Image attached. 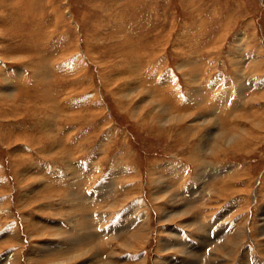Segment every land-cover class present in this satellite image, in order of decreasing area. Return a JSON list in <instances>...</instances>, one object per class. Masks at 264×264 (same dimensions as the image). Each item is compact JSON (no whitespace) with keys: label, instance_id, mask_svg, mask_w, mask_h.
<instances>
[{"label":"rangeland","instance_id":"374dc122","mask_svg":"<svg viewBox=\"0 0 264 264\" xmlns=\"http://www.w3.org/2000/svg\"><path fill=\"white\" fill-rule=\"evenodd\" d=\"M256 56L264 0H0V264H264V129L197 149L264 111Z\"/></svg>","mask_w":264,"mask_h":264},{"label":"bare ground","instance_id":"6f19581e","mask_svg":"<svg viewBox=\"0 0 264 264\" xmlns=\"http://www.w3.org/2000/svg\"><path fill=\"white\" fill-rule=\"evenodd\" d=\"M30 1V0H29ZM16 5H17V3H15ZM18 8V7H17ZM12 11V10H11ZM242 51V50H241ZM243 52V51H242ZM244 53V52H243ZM242 55V54H241ZM243 56H245V55H243ZM242 56V57H243ZM257 56H259V55H257ZM257 56L255 57V58H253L254 59V62L252 63V68H253V70L254 71H256L257 69H261L262 68V66H263V62L261 61L262 59L260 58V59H258L257 58ZM241 57V56H240ZM237 60V59H236ZM263 60H264V58H263ZM251 67V66H250ZM258 84H260V86H262V88H264V80L262 81L261 80V83H259L258 82ZM241 89V88H240ZM242 90V89H241ZM263 92V91H262ZM197 93V92H196ZM264 95V93L262 94V96ZM195 97V96H194ZM264 98V97H263ZM263 98H260V99H263ZM195 99V98H194ZM194 99H193V101H194ZM196 100V99H195ZM258 102V101H257ZM261 103V102H260ZM159 107V106H158ZM168 109V108H167ZM160 110V109H159ZM169 110V109H168ZM144 112V111H143ZM160 112L161 113H164L165 115H169L170 117L167 119H162L161 120V122H163L164 123V125L166 124H175V122H173L174 120H176L177 121V117H179L178 118V121L179 122H183V121H185L188 117L186 116H184L183 115V113L182 114H180V115H178V116H173L174 114L173 113H170L169 111H165V110H163V107H162V109L160 110ZM173 114V115H172ZM135 116V115H134ZM184 117H185V119H184ZM242 117V116H241ZM174 118V119H173ZM244 119H246V120H248V122H249V126L251 127V128H247L246 126H243L241 123H238V121L236 122V124H235V128H233L234 130H235V133H232V134H235V135H233V136H230L228 133H225V134H219L218 136L216 135H211L210 137H208V139H206L205 141H203V140H201V142H200V144L198 145V148H197V146H196V148L198 149V151H200V152H202V153H204V156H206L207 154H206V148H207V146L209 145H211V144H213L212 146H210V148H212L213 147V149H215V150H213V149H209V150H212L213 152L214 151H217V152H221V150H225L226 148L228 149V148H233V150L234 151H240V150H244L246 147H248V146H250L252 143H254V141L255 140H257L256 139V137L254 136V131L252 130V129H255L257 132H259V131H261V130H263L264 129V111H254L253 112V114H251V116L249 117V115L248 116H246V117H243ZM242 118V119H243ZM206 119H207V117H206ZM197 120V119H196ZM201 120V119H200ZM153 121V120H152ZM195 121V120H194ZM241 121V120H240ZM196 122H198V121H196ZM208 122H211V121H208ZM203 123V122H202ZM206 123V122H205ZM194 124V123H193ZM160 125H162V124H160ZM234 126V125H233ZM165 127V126H164ZM195 128H197V127H195ZM162 129V128H161ZM190 130V129H189ZM193 130H194V128H193ZM193 130H191V131H193ZM197 130V129H196ZM196 130H195V132H196ZM222 132V131H221ZM224 132H225V130H224ZM223 133V132H222ZM215 134V133H214ZM231 134V135H232ZM262 138V137H261ZM217 139V140H216ZM213 140H216V142H215V144H214V142H213ZM203 141V142H202ZM260 143V142H259ZM258 143V144H259ZM195 150V149H194ZM199 152V153H200ZM213 152H211V153H213ZM226 152V151H225ZM197 153V152H196ZM206 154V155H205ZM201 155V154H200ZM223 155V154H222ZM218 156V155H217ZM199 157V156H198ZM203 164V163H202ZM206 166H208L207 165V163H204V165H203V167H202V169L203 168H205ZM174 167V166H173ZM201 169V170H202ZM228 170H229V168H228ZM230 171V170H229ZM200 175H202V174H200ZM198 178V177H197ZM238 178V177H237ZM160 180V179H159ZM231 181H233V180H231ZM159 182H161V181H159ZM163 182V181H162ZM180 183V182H179ZM161 185H162V183H160ZM158 186V185H157ZM165 186V185H164ZM162 187V186H161ZM204 186H202V188H203ZM227 187V186H226ZM200 188V187H199ZM236 188V187H235ZM234 188V190H236ZM162 188H159V190H160V192L162 193V192H164L163 190L164 189H162ZM220 189V188H219ZM226 189H228V188H226ZM230 189V188H229ZM228 189V190H229ZM167 190V189H166ZM165 190V191H166ZM239 190H241V189H239ZM174 191V190H173ZM232 191H233V189H232ZM159 192V191H158ZM175 195V194H174ZM175 196H177V195H175ZM253 196V195H252ZM157 197V196H156ZM192 197V196H191ZM205 197H207V195L205 196ZM211 197V196H210ZM213 197V196H212ZM261 197V196H260ZM174 198V197H173ZM204 198V197H203ZM202 198V199H203ZM190 199V198H189ZM202 199H200V200H202ZM159 200V199H158ZM161 200V199H160ZM164 200H167V199H164ZM173 200V199H172ZM174 200H176L175 198H174ZM205 200V199H204ZM203 200V201H204ZM239 200V199H238ZM121 201V200H120ZM126 201V200H125ZM157 201V200H156ZM207 201V200H206ZM165 202V201H164ZM174 202V201H173ZM125 203V202H124ZM175 203V202H174ZM180 204H182V203H180ZM184 205V204H183ZM239 204H237L236 206H238ZM161 208V207H160ZM159 208V209H160ZM239 208V207H238ZM179 209H180V207H179ZM183 210V209H182ZM184 210H186V209H184ZM160 211V210H159ZM187 211V210H186ZM189 211H191V210H189ZM234 212H235V210H234ZM162 213H164V217H167V218H170L171 216L169 215V213L167 212V211H165V209L162 211ZM194 213V212H193ZM207 213V212H206ZM179 214V213H178ZM181 214V213H180ZM184 215V214H183ZM261 215V214H260ZM192 215H190V217H191ZM194 216V215H193ZM196 216V215H195ZM263 216V215H262ZM163 216H162V218H164ZM174 217V216H173ZM128 218V217H127ZM193 218V217H192ZM198 218V217H197ZM180 219V218H179ZM196 219V218H195ZM264 219V218H263ZM187 220H188V218H187ZM198 220V219H197ZM262 220V219H261ZM126 221V220H125ZM129 221V220H128ZM183 221V220H182ZM260 221V220H259ZM168 222H170V221H168ZM189 222V221H188ZM192 222V221H191ZM199 222V221H198ZM262 222V221H261ZM200 223V222H199ZM245 223H246V220H245ZM244 223V224H245ZM200 225V224H199ZM57 226V225H56ZM147 226V225H146ZM161 226H162V224H161ZM182 226V225H181ZM191 226V225H190ZM193 226V225H192ZM211 226V225H210ZM55 227V226H54ZM122 227V226H121ZM245 227V226H244ZM162 228V227H161ZM185 228V227H184ZM246 228H247V226H246ZM60 229V228H59ZM167 229V228H166ZM258 229V228H257ZM264 228L262 227V230H263ZM168 230V229H167ZM174 230V229H173ZM248 230V229H247ZM149 231V230H148ZM165 231V230H164ZM251 231V230H250ZM59 232V231H58ZM125 232V231H124ZM161 232H163V231H161ZM190 232V231H189ZM260 233H261V231H260ZM59 234V233H58ZM57 234V235H58ZM134 234V233H133ZM149 234V233H148ZM165 234V233H164ZM175 234V233H174ZM245 234V233H244ZM62 235V234H61ZM146 235H147V227L146 228H144V229H142V231H140L139 232V235H136V236H138L137 238H133L134 240H136L137 242H139V243H142L144 240H145V237H146ZM246 235H248V234H246ZM56 236V235H55ZM65 236V235H64ZM175 236V235H174ZM179 236V235H178ZM213 236V235H212ZM67 237V236H66ZM66 237H63V238H66ZM244 237V236H243ZM175 238V237H174ZM197 238V237H196ZM234 238V237H233ZM232 238V239H233ZM149 239V238H148ZM160 239L161 238H159V241H160ZM186 239V238H185ZM200 240V239H199ZM235 240V239H234ZM243 239H241V241L239 240V242H240V244H242L243 243V241H242ZM68 241V240H67ZM131 241V240H130ZM172 242H173V240H171ZM175 241V240H174ZM228 241V240H227ZM233 241V240H232ZM236 241V240H235ZM178 242V241H177ZM208 242V241H207ZM214 242V241H213ZM65 243V242H64ZM64 243H62L61 245V247H63L64 245H69V248L71 249L69 252H66L65 253V255L64 256H66L67 254L68 255H70V253H71V255H72V253L74 254V255H76L75 254V250H72L73 248L75 249V247H74V245L73 244H71V243H66V244H64ZM168 243H169V241H168ZM185 243V242H184ZM210 242H208V244H209ZM166 244V243H165ZM164 244V245H165ZM181 244H182V242H181ZM138 245V244H137ZM201 245V244H200ZM231 245V244H230ZM185 246H186V244H185ZM244 246V245H243ZM136 247V246H135ZM181 247V246H180ZM184 247V246H183ZM208 247V246H207ZM126 248L128 249H133V246L132 245H130V246H126ZM176 248H177V246H176ZM199 248V247H198ZM230 248L231 247H229V250H230ZM236 248V247H235ZM238 248V247H237ZM244 248V247H243ZM234 249V248H233ZM242 249V248H241ZM135 250V249H134ZM161 250V249H160ZM181 250V249H180ZM204 250V249H203ZM258 250V249H257ZM78 252V251H77ZM219 252V251H218ZM220 252H222V251H220ZM233 252V250L230 252V253H232ZM79 253V252H78ZM81 253V252H80ZM195 253H197V251L195 252ZM246 253H248V252H246ZM89 254V253H88ZM234 254V253H233ZM232 254V255H233ZM73 255V256H74ZM139 255V254H138ZM210 255V254H209ZM223 255V254H222ZM227 255V254H226ZM229 255H231V254H229ZM53 256V255H52ZM185 256H187L186 254H185ZM191 256V255H190ZM193 256V255H192ZM246 256V255H245ZM249 256V255H248ZM91 257V256H90ZM62 258V257H61ZM65 258V257H64ZM70 258V257H69ZM68 258V259H69ZM72 258V257H71ZM114 258V257H113ZM134 258V257H133ZM183 258H185V257H183ZM216 258L217 259H219V256H216ZM72 259H76V256H74ZM92 259V258H91ZM131 259V258H130ZM144 259V258H143ZM198 259V258H197ZM222 259H223V257H222ZM250 259V258H249ZM70 260V259H69ZM94 260V259H93ZM126 260V259H125ZM136 260V259H135ZM164 260V259H163ZM190 260V259H189ZM213 260V259H212ZM253 260V259H252ZM68 261V260H67ZM66 261V262H67ZM141 261V260H140ZM139 261V262H140ZM144 261V260H143ZM162 261V260H161ZM171 261V260H170ZM201 261V260H200ZM218 261V260H217ZM259 261V260H258ZM65 262V261H64ZM134 262V261H133ZM214 262V261H213ZM213 262H212V264H213ZM61 263H63V262H61ZM60 263V264H61ZM111 263V262H110ZM132 263V262H131ZM190 263V262H189ZM211 263V262H210ZM250 263V262H249ZM258 263V262H257ZM93 264H95V263H93ZM101 264V263H100ZM115 264H116V262H115ZM117 264H119V262H117ZM161 264V263H160ZM244 264V263H243ZM246 264V263H245ZM251 264V263H250Z\"/></svg>","mask_w":264,"mask_h":264}]
</instances>
